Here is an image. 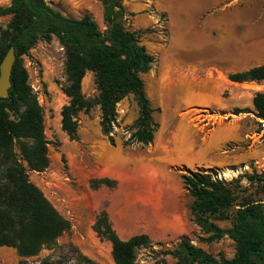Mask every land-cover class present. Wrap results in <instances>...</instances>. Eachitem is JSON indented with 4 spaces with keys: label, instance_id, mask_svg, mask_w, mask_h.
Listing matches in <instances>:
<instances>
[{
    "label": "rangeland",
    "instance_id": "1",
    "mask_svg": "<svg viewBox=\"0 0 264 264\" xmlns=\"http://www.w3.org/2000/svg\"><path fill=\"white\" fill-rule=\"evenodd\" d=\"M45 2L68 18L81 19L88 15L100 31L106 29L100 0ZM9 4L10 0H0V10ZM123 5L127 12L125 28L144 32L140 43L154 58L151 70L141 77L150 104L156 110L153 119L158 130L154 139L156 136L158 141L164 142L179 127L187 140L190 131L195 133L196 151L168 149L162 151L157 160L159 153L153 142L146 146L134 144L124 147L123 142L131 133L130 126L138 116L132 95L126 96L116 106L117 118L112 132L114 146L109 145L100 133L97 106L88 114L78 115V139L69 141L60 126V111L68 103L60 89L64 84V50L55 38L50 42H37L21 61L27 72L28 84L44 113L49 166L41 173L29 172L28 178L59 215L69 222L70 230L33 258L20 259L14 249L0 247V264H80L82 258L97 264H114L110 244L97 238L93 225L100 212L110 209L111 215L107 213L109 222L121 240L141 235L140 221L134 222L136 230H130L136 213L143 208L139 203L128 206L129 223L119 218L122 204L128 201L125 195L129 191L141 189L144 197H148L162 184L176 189L181 195V203L188 210L190 198L180 180L184 168L193 172L203 169L214 179L226 182L242 174L264 171V121L256 118L252 106L254 94L264 90V83L231 84L227 80L229 74L238 73L234 70L264 64V0H124ZM192 6L202 9L185 21L181 20L179 8L183 7L188 12ZM211 20L213 23L207 24ZM9 22L10 16L0 13V30H6ZM204 26L209 28L208 33L214 40L219 37L222 43L220 50L214 46L207 52L209 63L205 66L206 71L191 72L189 66L175 62L162 79L159 65H165L166 46L171 33L181 40H189L190 36L200 34ZM162 80L163 91L158 86ZM189 84L195 87L190 92L186 91ZM199 87L207 88L211 98L205 101ZM82 93L89 99L97 96L91 73H87L82 81ZM235 110L244 113L235 115ZM226 131L232 137L219 150L205 157L197 156L199 144L204 143L210 134L214 133L215 141L223 138ZM117 143L132 155L145 154V170L135 174L134 180L122 179L120 185L113 180L117 184L114 189H92L91 180L101 179L107 171L103 160L113 155ZM193 157L196 161L188 165ZM126 171L130 176V171ZM242 185H247L245 180ZM251 193L254 194L253 189ZM189 222L190 231L182 238L151 241L149 247L139 249L135 264H176L174 253L182 239L216 259L233 257L235 248L231 240L223 238L208 243L205 241L207 235L194 224L190 214ZM215 224L222 229L231 226L230 221H217Z\"/></svg>",
    "mask_w": 264,
    "mask_h": 264
},
{
    "label": "trees",
    "instance_id": "2",
    "mask_svg": "<svg viewBox=\"0 0 264 264\" xmlns=\"http://www.w3.org/2000/svg\"><path fill=\"white\" fill-rule=\"evenodd\" d=\"M123 1L100 0L106 27L103 32L90 16L68 18L45 0H10L9 6L0 10L1 15L10 16L6 30H0V64L11 47L16 56L9 97L0 98V247L14 249L20 259L36 257L70 230L69 222L28 178L29 172L41 173L49 166L44 113L21 61L37 42L55 38L64 50V84L60 89L68 103L60 111V126L69 141L78 139V115L88 114L97 106L100 133L114 146L116 106L128 95L136 103L138 116L123 146L149 145L158 130L153 119L156 110L140 77L151 70L154 58L140 43L144 32L125 28ZM87 73L94 78L97 96L93 99L82 93ZM227 80L236 84L264 83V64L229 74ZM252 106L256 118L264 121V90L254 94ZM241 113L234 111L235 115ZM182 171L180 180L190 198L188 211L194 224L207 235L208 243L231 240L235 253L231 259H216L182 239L174 253L176 264H264V171L242 174L230 182L214 179L203 169ZM90 184L95 190L114 189L117 185L107 178L91 180ZM217 221H230L231 226L222 229L215 224ZM93 232L110 244L114 264H135L137 251L151 245L144 234L121 240L106 211L98 214ZM80 264L97 263L82 258Z\"/></svg>",
    "mask_w": 264,
    "mask_h": 264
},
{
    "label": "crops",
    "instance_id": "3",
    "mask_svg": "<svg viewBox=\"0 0 264 264\" xmlns=\"http://www.w3.org/2000/svg\"><path fill=\"white\" fill-rule=\"evenodd\" d=\"M179 16L181 20L185 21L186 18L196 14L202 8L192 6L191 11H184L185 8H179ZM196 12V13H195ZM213 20L208 21L207 24H212ZM219 25L218 23H216ZM220 26V25H219ZM209 32V28L203 27V31L197 34L191 39L181 40L174 37L171 33L170 39L167 42V52L165 53L164 63L159 65V74L163 79L168 72L167 69L174 67L176 64H183L191 68V72H205V66L209 63L207 52L211 47H216L217 51L222 47L221 39L218 37L214 40ZM167 54V55H166ZM167 56V57H166ZM248 70V69H246ZM246 70H234L236 72H243ZM144 75H140L142 77ZM163 80L159 81L158 86L161 91L164 90ZM229 82V81H228ZM231 83V82H229ZM236 84V83H231ZM195 89L193 85H187L188 92ZM198 90L201 93V97L206 100L211 98L209 90L205 87H199ZM182 92V90H181ZM138 114V109H137ZM195 133L190 131V135L183 137L179 130V127L173 131L170 137L161 142L155 139L153 143L157 146V153H159L157 160L160 159V153L164 150L176 149L183 151L195 152L197 148V142L195 140ZM214 133L205 140L204 143L198 146L197 156L205 157L206 154L219 150L232 135L227 131L223 138L214 141ZM139 145V144H136ZM116 151L113 155L108 156L103 160L104 166L107 171L101 176V178H107L115 180L120 185L122 179L134 180L135 174H141L145 170V160L147 156L145 154L132 155L122 148L121 144H116ZM196 159L193 157L188 165L193 164ZM130 171L129 173L126 171ZM133 174V175H131ZM143 190L129 191L125 195V200L122 204V209L119 214V218L123 219L124 223H127L129 219L128 206H134L139 203L141 205L140 210L136 213V219L132 221L130 230H136L135 223L140 221L141 229L140 234H144L149 237L153 242H159L163 240H177L187 235L190 231L189 211L186 209L185 204L180 201V194L174 188H169L162 184L158 185L156 192L148 197H144ZM132 197V198H131ZM130 200V202H129ZM140 202H137V201ZM109 216L111 215L110 209L107 210ZM129 223V222H128ZM130 225V224H129ZM126 241V240H123Z\"/></svg>",
    "mask_w": 264,
    "mask_h": 264
},
{
    "label": "water",
    "instance_id": "4",
    "mask_svg": "<svg viewBox=\"0 0 264 264\" xmlns=\"http://www.w3.org/2000/svg\"><path fill=\"white\" fill-rule=\"evenodd\" d=\"M14 48L11 47L6 53L4 59L0 64V98L6 99L9 97V89L11 88V71L15 62Z\"/></svg>",
    "mask_w": 264,
    "mask_h": 264
}]
</instances>
